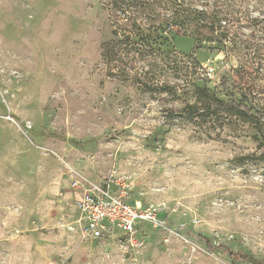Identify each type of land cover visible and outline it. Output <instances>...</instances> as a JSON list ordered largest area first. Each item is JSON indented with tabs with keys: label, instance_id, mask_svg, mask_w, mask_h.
I'll list each match as a JSON object with an SVG mask.
<instances>
[{
	"label": "rangeland",
	"instance_id": "rangeland-1",
	"mask_svg": "<svg viewBox=\"0 0 264 264\" xmlns=\"http://www.w3.org/2000/svg\"><path fill=\"white\" fill-rule=\"evenodd\" d=\"M111 1L0 0V264H264V0H149L215 21L170 27L162 70L111 53ZM113 170L165 220L135 249L75 223L72 180Z\"/></svg>",
	"mask_w": 264,
	"mask_h": 264
},
{
	"label": "trees",
	"instance_id": "trees-1",
	"mask_svg": "<svg viewBox=\"0 0 264 264\" xmlns=\"http://www.w3.org/2000/svg\"><path fill=\"white\" fill-rule=\"evenodd\" d=\"M113 10L127 19V24H121V18L111 19V24H116L119 28L113 30V39L111 53L114 55L123 56L125 54H134L139 57L140 60H149V65L155 70H162L164 66L173 60H170L171 54L174 50L169 48L170 36L165 35V32L170 31V27L178 26L181 29L191 28L197 37L196 41L211 40L209 32H212L215 21L212 19L211 13L206 8H194L187 4L186 7L180 9L182 14L180 17L171 16L170 19H166L163 22H158L157 19H152L150 22L140 21L142 15H154L157 10L153 7L155 4L149 0H112ZM185 4V3H184ZM180 8V7H179ZM179 8L177 10H179ZM130 14L129 17H126ZM134 14L135 16H131ZM141 16V17H140ZM112 17V15H111ZM169 29V30H168ZM127 31L128 34H125ZM120 32L124 34H119ZM121 35H124L123 38ZM103 56L107 57L108 52L103 48ZM167 66V65H166ZM165 66V67H166ZM161 89L165 88L162 85ZM222 104L226 103L224 100L218 99ZM237 109L247 111L246 105L232 100L230 102ZM208 250L218 251L223 250L230 258L235 261L250 262L251 256L243 253L236 252L232 249L222 246L213 245L212 242L204 238Z\"/></svg>",
	"mask_w": 264,
	"mask_h": 264
},
{
	"label": "built area",
	"instance_id": "built-area-1",
	"mask_svg": "<svg viewBox=\"0 0 264 264\" xmlns=\"http://www.w3.org/2000/svg\"><path fill=\"white\" fill-rule=\"evenodd\" d=\"M213 73L210 68L209 75ZM71 187L79 191L75 223L84 237L114 236L116 231H120V242L129 249H135L143 244L138 237L145 231L142 222L158 228L165 227V220L152 206L129 202L133 192L132 182L116 170L103 181L73 179Z\"/></svg>",
	"mask_w": 264,
	"mask_h": 264
},
{
	"label": "crops",
	"instance_id": "crops-1",
	"mask_svg": "<svg viewBox=\"0 0 264 264\" xmlns=\"http://www.w3.org/2000/svg\"><path fill=\"white\" fill-rule=\"evenodd\" d=\"M93 182H95V180ZM72 190L75 191V193H78L79 194V191L78 190H74L73 188H72ZM128 200L131 203L140 202V201L135 200L132 194L130 195V197L128 198ZM115 235L119 236L120 235V231H116L115 232Z\"/></svg>",
	"mask_w": 264,
	"mask_h": 264
}]
</instances>
